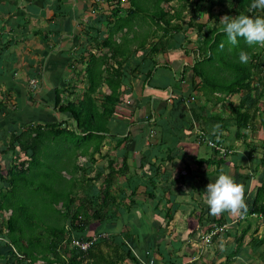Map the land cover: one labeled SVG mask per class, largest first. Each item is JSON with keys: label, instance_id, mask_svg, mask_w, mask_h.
Listing matches in <instances>:
<instances>
[{"label": "crops", "instance_id": "crops-1", "mask_svg": "<svg viewBox=\"0 0 264 264\" xmlns=\"http://www.w3.org/2000/svg\"><path fill=\"white\" fill-rule=\"evenodd\" d=\"M94 3L0 0V35L11 43L9 51L3 57L0 54L5 73L0 79L12 83L9 90L4 85L3 93L12 98V110L25 120L56 118L74 126L69 113L55 108L56 90H63L62 96L70 100L81 97L86 88V61L90 53L99 52L94 39L109 34L107 22L100 26V33L94 30L104 12L95 10ZM174 47L170 44V52L158 56L150 85L141 72L128 69L123 77L121 114L111 119L112 136L105 140L101 153L96 160L90 159L89 177L99 173L107 179L108 216L103 224L94 222L89 233L127 235L141 257H148V252L157 264H237L258 252L246 239L242 251L231 262L227 260V248L237 245L248 223L240 225L237 212L211 214L201 192L223 170L241 184L245 202L253 200V183L264 180L257 171V159L263 155L249 149L248 134L237 137L230 108L191 92L190 54ZM102 51L108 49L102 46ZM70 84L74 90L68 88ZM102 92L110 94L111 90L105 84ZM201 131L217 133L230 154L220 158L207 145L198 144L196 134ZM102 182L103 177L98 186ZM101 197L104 200L103 194ZM250 222L253 229L248 237L263 220L252 216ZM213 225L215 230L220 227L218 232L212 242H204L202 237ZM261 227L260 237L264 235Z\"/></svg>", "mask_w": 264, "mask_h": 264}, {"label": "trees", "instance_id": "trees-1", "mask_svg": "<svg viewBox=\"0 0 264 264\" xmlns=\"http://www.w3.org/2000/svg\"><path fill=\"white\" fill-rule=\"evenodd\" d=\"M100 1L106 4L101 7L104 12L97 18L94 30L100 33V26L107 22L109 34L105 39L98 35L94 39L99 52L90 53L86 61V88L81 97L70 100L62 96L63 90H56L55 108L69 113L74 126L56 118L46 122L25 120L0 101L2 118L13 120L8 126L10 138L0 151V264H141L127 235L107 233L103 238L100 235L106 232L89 233L94 222L103 224L107 219L109 198L104 175L89 177L93 168L90 159L96 160L105 140L112 136L109 124L121 114L123 77L128 69L145 74V83L150 85L159 65L157 58L170 52V44L193 58L191 92L207 102L230 108L239 139L247 136V130L259 134L263 156L257 159V171L264 179V44L249 45L242 37L238 44H231L222 30V18L214 14V9L226 8L223 14L231 16L264 15V10L250 8L251 0ZM204 14L207 22H197ZM193 31L197 33L196 41L190 38ZM189 43L196 45L188 49ZM10 45L0 35L2 57ZM102 46L108 51L103 52ZM241 49L248 53L246 63L239 60ZM4 74L0 67V76ZM11 84L0 79V91L3 85L9 90ZM105 84L110 94L102 92ZM28 94L32 100L31 92ZM234 95L240 96L239 102L231 101ZM216 134L208 136L222 142ZM64 170L83 178L64 177ZM257 183H253L255 197L245 202L247 211L238 218L240 225H248L242 229L237 245L227 248L230 262L242 251L246 239L264 260V235L257 234L260 223L248 237L253 229L252 216H258L264 224V180ZM215 228L213 225L207 231ZM95 235L99 238L87 251L74 244L76 237L88 240Z\"/></svg>", "mask_w": 264, "mask_h": 264}, {"label": "clouds", "instance_id": "clouds-1", "mask_svg": "<svg viewBox=\"0 0 264 264\" xmlns=\"http://www.w3.org/2000/svg\"><path fill=\"white\" fill-rule=\"evenodd\" d=\"M250 8L264 10V0H251ZM220 22L231 44H238L241 37L249 45L264 44V15H224ZM239 60L243 63L249 60L248 53L243 49L239 52ZM201 197L213 215L225 211L243 215L247 211L243 187L227 171H220L217 177L206 185Z\"/></svg>", "mask_w": 264, "mask_h": 264}, {"label": "rangeland", "instance_id": "rangeland-1", "mask_svg": "<svg viewBox=\"0 0 264 264\" xmlns=\"http://www.w3.org/2000/svg\"><path fill=\"white\" fill-rule=\"evenodd\" d=\"M98 0H95V5H96V7L94 6V8H95V10L98 8V11H101V10H103V8H105L104 7V5L106 4L104 1H100V2H97ZM205 1H207V0H205ZM102 2V3H101ZM101 3V4H100ZM207 4H206V6H209V3L208 2H206ZM125 4H127V6H129V3L128 2H126ZM173 4L174 5H176V2H173ZM206 6H204V7H206ZM101 7H103V8H101ZM226 12L227 11V9L226 8H221V7H216L215 9H214V14H216V15H220L221 16V18L224 16V15H227V14H223V12ZM207 20H208V16L206 15V14H204V15H202V16H200L199 18H197V22H207ZM191 39L193 40V41H196L197 40V33L195 32V31H193L191 34ZM196 44H190L189 43V46H190V49L191 48H193L194 46H195ZM138 60V58H135V61L134 62H136ZM190 61V63H189V65L193 62V58L190 56L189 58H188V62ZM163 62H165V61H163ZM180 70H181V68H179ZM8 70V69H7ZM178 72H179V70H178ZM72 84V83H71ZM68 85V88L69 89H71V90H74V84L73 85ZM260 86H262V85H260ZM3 89H4V85L2 86V92L0 93V94H2V95H0V101H3L6 105H9L10 106V109H13L12 108V105H13V107H14V102H12V98L11 99H9L8 97H5V95H4V93H3ZM79 91V90H78ZM74 94V93H73ZM4 95V96H3ZM72 95V94H71ZM66 97L67 98H69V96H67L66 95ZM72 99V98H71ZM232 101H234V102H239L240 101V96H238V95H234V96H232L231 98H230ZM13 103V104H12ZM20 116L23 118V115L22 114H20ZM0 129H2L3 130V132H0V150H2V149H4L5 148V145H4V142H3V139H4V141L5 140H7V139H9L10 138V133H8V134H6V131L8 132V126H10L11 124H12V122H13V120H6V118H2V115H0ZM260 117H258L257 119H256V123H257V126H259L260 125ZM111 123V122H110ZM247 133H248V136H247V138H248V141H249V149L250 150H253V152L252 153H256L258 156H262L263 155V147H262V141H261V139H259V134L256 136V131H249V130H247ZM6 134V135H5ZM4 135H5V138H4ZM104 164H105V162H104ZM68 174V175H67ZM62 175L64 176V177H67V178H71L72 176H79V178H83V176L82 175H80V174H72V173H70V171L69 170H64L63 172H62ZM71 175V176H70ZM255 222H258V221H255ZM261 226L263 227H261L262 228V230H264V225H263V223H261ZM262 232V231H261ZM261 232H259V235H261L262 233ZM248 252H249V250H248ZM264 263V260H263V258L261 257V254H260V252H255V253H251V256L250 257H244L243 259H242V261H239V263H237V264H263Z\"/></svg>", "mask_w": 264, "mask_h": 264}, {"label": "built area", "instance_id": "built-area-1", "mask_svg": "<svg viewBox=\"0 0 264 264\" xmlns=\"http://www.w3.org/2000/svg\"><path fill=\"white\" fill-rule=\"evenodd\" d=\"M196 140L198 144H204L207 145L208 147L215 149L219 155L223 158L227 157L230 154V150L225 146L224 143L222 142H218L215 141L213 139H211L207 132L205 131H201L198 132V134H196ZM243 217V216H242ZM218 228L215 231L209 232L206 235H204L202 237V240L204 242H212L213 238L215 237L216 233L218 232ZM103 238L108 236L107 233H104L102 235ZM99 238V236H93L92 238L88 239V240H83L82 238H74V244L76 246L81 247L82 250L87 251L93 244L94 242ZM132 251L135 254V256L137 257V259L140 261L141 264H157L156 259L147 252V259L144 257H141V255H139L136 250L133 249L132 247Z\"/></svg>", "mask_w": 264, "mask_h": 264}]
</instances>
